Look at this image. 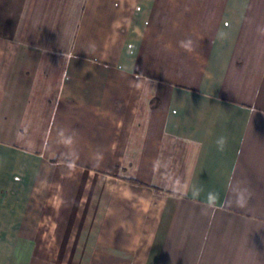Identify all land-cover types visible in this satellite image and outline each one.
<instances>
[{
  "label": "crops",
  "instance_id": "crops-1",
  "mask_svg": "<svg viewBox=\"0 0 264 264\" xmlns=\"http://www.w3.org/2000/svg\"><path fill=\"white\" fill-rule=\"evenodd\" d=\"M0 264H264V0H0Z\"/></svg>",
  "mask_w": 264,
  "mask_h": 264
}]
</instances>
